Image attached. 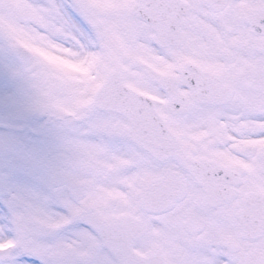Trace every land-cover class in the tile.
<instances>
[{
	"label": "snow or ice",
	"instance_id": "snow-or-ice-1",
	"mask_svg": "<svg viewBox=\"0 0 264 264\" xmlns=\"http://www.w3.org/2000/svg\"><path fill=\"white\" fill-rule=\"evenodd\" d=\"M0 264H264V0H0Z\"/></svg>",
	"mask_w": 264,
	"mask_h": 264
}]
</instances>
